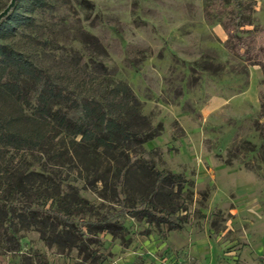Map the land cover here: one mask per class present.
<instances>
[{"label": "rangeland", "instance_id": "374dc122", "mask_svg": "<svg viewBox=\"0 0 264 264\" xmlns=\"http://www.w3.org/2000/svg\"><path fill=\"white\" fill-rule=\"evenodd\" d=\"M255 1L252 17L262 26L264 0ZM10 2L0 0V13ZM206 4L45 0L41 6L17 0L25 23L13 35H0V43L22 51L52 78L66 77L71 89L103 86L100 65L128 83L160 134L144 146L146 157L192 184L183 229L126 216L127 234H99L90 247L98 252L95 264H264V161L256 130L264 72L228 52V31L218 19L208 20ZM225 7L228 15L231 7ZM77 186L100 202L98 193ZM239 205L245 208L240 220L229 212ZM23 238L19 252L0 247V264L93 263L75 248L48 247L36 232Z\"/></svg>", "mask_w": 264, "mask_h": 264}, {"label": "trees", "instance_id": "16d2710c", "mask_svg": "<svg viewBox=\"0 0 264 264\" xmlns=\"http://www.w3.org/2000/svg\"><path fill=\"white\" fill-rule=\"evenodd\" d=\"M34 1L42 6L45 0ZM256 4L207 0L205 13L228 31V52L264 72V25L253 20ZM225 6L231 7L228 15ZM18 7L0 22V35H13L25 23ZM100 66L103 86L74 90L66 77L59 82L22 51L0 43V247L5 253L21 251L24 233L36 232L48 247L75 248L95 264L98 252L90 247L99 234H127L126 216L170 230L186 226L190 180L159 170L146 157L144 146L160 134L131 86ZM260 101L256 130L264 161V93ZM80 182L82 190L98 193L100 202L84 197Z\"/></svg>", "mask_w": 264, "mask_h": 264}, {"label": "crops", "instance_id": "0c3cea01", "mask_svg": "<svg viewBox=\"0 0 264 264\" xmlns=\"http://www.w3.org/2000/svg\"><path fill=\"white\" fill-rule=\"evenodd\" d=\"M211 171H212V170H211ZM199 172L202 173L203 175L205 174V172L209 173V171H208L205 167H204V168H201V167H200ZM243 207H244V206H242V205L235 206V207L231 208L229 212L231 213V215H232L233 217H235V219L240 220L241 217H239V215L241 214V212H242L243 210H245V208H243ZM257 207H259L261 210L263 209L262 204H258ZM253 214H255V212H254ZM207 261H208V260H207ZM231 262H232V261H230V263H231Z\"/></svg>", "mask_w": 264, "mask_h": 264}, {"label": "water", "instance_id": "95a60500", "mask_svg": "<svg viewBox=\"0 0 264 264\" xmlns=\"http://www.w3.org/2000/svg\"><path fill=\"white\" fill-rule=\"evenodd\" d=\"M17 0H11L10 4L0 13V22L14 9Z\"/></svg>", "mask_w": 264, "mask_h": 264}]
</instances>
